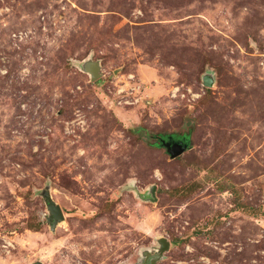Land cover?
<instances>
[{"label":"rangeland","instance_id":"1","mask_svg":"<svg viewBox=\"0 0 264 264\" xmlns=\"http://www.w3.org/2000/svg\"><path fill=\"white\" fill-rule=\"evenodd\" d=\"M37 263L264 264V0H0V264Z\"/></svg>","mask_w":264,"mask_h":264},{"label":"water","instance_id":"2","mask_svg":"<svg viewBox=\"0 0 264 264\" xmlns=\"http://www.w3.org/2000/svg\"><path fill=\"white\" fill-rule=\"evenodd\" d=\"M99 69L100 67L97 63H92L90 66H88L87 71L90 73L91 79L94 80L100 75ZM204 83L205 85H211L212 81L207 80L205 78ZM161 144L166 148L171 158H176L177 156L181 155L188 147V143L183 139H171V138L161 139ZM45 201L47 204V209L49 211V216L47 217V221L50 223L52 227H54L55 224L63 218L61 208L51 199L49 194H46ZM159 243H160V249L157 257H160L163 251L166 250L169 246V242L165 238H162L159 241Z\"/></svg>","mask_w":264,"mask_h":264}]
</instances>
